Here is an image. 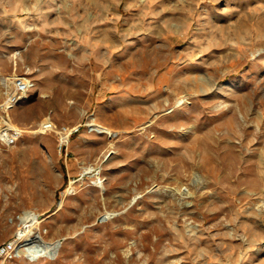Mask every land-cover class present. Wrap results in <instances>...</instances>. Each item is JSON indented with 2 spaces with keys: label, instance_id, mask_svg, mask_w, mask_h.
<instances>
[{
  "label": "rangeland",
  "instance_id": "374dc122",
  "mask_svg": "<svg viewBox=\"0 0 264 264\" xmlns=\"http://www.w3.org/2000/svg\"><path fill=\"white\" fill-rule=\"evenodd\" d=\"M6 121L0 264H264V0H0Z\"/></svg>",
  "mask_w": 264,
  "mask_h": 264
},
{
  "label": "built area",
  "instance_id": "2783aa9c",
  "mask_svg": "<svg viewBox=\"0 0 264 264\" xmlns=\"http://www.w3.org/2000/svg\"><path fill=\"white\" fill-rule=\"evenodd\" d=\"M31 87L32 83L27 78L20 77L15 79V81L13 82V88L9 91L7 100L5 101L4 110L7 111L8 109H12L20 100V98H22ZM43 126L46 130L52 128V125L50 123H45ZM77 130L78 128L75 131ZM71 132L72 131H69L67 127H63L60 131L62 137L71 134ZM21 135L22 130L12 127L7 121L0 126V141L8 146L15 145L20 139ZM62 137L61 139H63ZM21 234H25V231L20 232L17 239L3 246L0 249V256L11 258L13 257L14 252L17 251L19 253V250L21 248H25L29 246L27 244H31L28 243L29 240L25 237V235L21 237Z\"/></svg>",
  "mask_w": 264,
  "mask_h": 264
},
{
  "label": "bare ground",
  "instance_id": "6f19581e",
  "mask_svg": "<svg viewBox=\"0 0 264 264\" xmlns=\"http://www.w3.org/2000/svg\"><path fill=\"white\" fill-rule=\"evenodd\" d=\"M16 53L17 55L20 54V50H18ZM101 129L102 130L100 131L108 132V129L106 127H101ZM72 187L73 186H71L68 189L67 193L72 190ZM20 219H21V223H23L24 227H26L24 229L25 234H21V237L25 235V237L29 240L28 243H31V244H27L29 246L25 248H21L19 252L28 256L31 260H36L40 257H46V256L50 258H54L60 249L61 241L59 239H56L54 241L44 240V242H42L41 240H43L44 238L39 234H36V235L34 234L33 228L39 223L38 221L39 214L36 211L34 212L31 210H26L21 215ZM34 242H36L37 244H32Z\"/></svg>",
  "mask_w": 264,
  "mask_h": 264
},
{
  "label": "crops",
  "instance_id": "0c3cea01",
  "mask_svg": "<svg viewBox=\"0 0 264 264\" xmlns=\"http://www.w3.org/2000/svg\"><path fill=\"white\" fill-rule=\"evenodd\" d=\"M45 140H43V142H44Z\"/></svg>",
  "mask_w": 264,
  "mask_h": 264
}]
</instances>
